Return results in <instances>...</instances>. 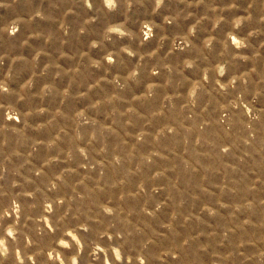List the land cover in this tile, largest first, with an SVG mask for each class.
Segmentation results:
<instances>
[{
    "label": "rangeland",
    "instance_id": "rangeland-1",
    "mask_svg": "<svg viewBox=\"0 0 264 264\" xmlns=\"http://www.w3.org/2000/svg\"><path fill=\"white\" fill-rule=\"evenodd\" d=\"M1 264H264V0H0Z\"/></svg>",
    "mask_w": 264,
    "mask_h": 264
},
{
    "label": "crops",
    "instance_id": "crops-1",
    "mask_svg": "<svg viewBox=\"0 0 264 264\" xmlns=\"http://www.w3.org/2000/svg\"><path fill=\"white\" fill-rule=\"evenodd\" d=\"M1 264V263H0Z\"/></svg>",
    "mask_w": 264,
    "mask_h": 264
}]
</instances>
